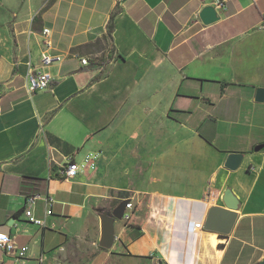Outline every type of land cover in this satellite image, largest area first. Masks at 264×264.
Returning a JSON list of instances; mask_svg holds the SVG:
<instances>
[{
  "label": "crops",
  "instance_id": "1",
  "mask_svg": "<svg viewBox=\"0 0 264 264\" xmlns=\"http://www.w3.org/2000/svg\"><path fill=\"white\" fill-rule=\"evenodd\" d=\"M207 5L218 19L204 24ZM42 28L60 62L41 63ZM28 64L50 74L47 89L27 91ZM259 87L264 0H0V231L28 247L19 264L260 261ZM89 152L97 153L95 169L56 177L66 158ZM230 153L243 155L236 170L224 166ZM23 176L46 179L32 206ZM226 188L239 199L232 230H204ZM43 198L52 202L49 215ZM125 198L132 216L111 220L114 240L104 248L100 216ZM27 212L44 224L29 222ZM0 264H11L1 249Z\"/></svg>",
  "mask_w": 264,
  "mask_h": 264
},
{
  "label": "built area",
  "instance_id": "2",
  "mask_svg": "<svg viewBox=\"0 0 264 264\" xmlns=\"http://www.w3.org/2000/svg\"><path fill=\"white\" fill-rule=\"evenodd\" d=\"M216 7L225 8L222 2H216ZM43 35V44L46 46L45 50L41 53V63L43 65H50L53 62H60L63 58L61 55H54L47 51L48 46H50L51 41L49 39L50 30L48 28H42L41 31ZM80 63L82 65H87L89 60L87 58H81ZM26 78V89L28 92L33 93L38 90L47 89L51 82V76L48 72L43 71L42 69L34 68L31 64H28L27 72L25 75ZM96 152H89L84 157L76 161L71 157L66 158L65 163L59 166V176L65 180L73 179L79 172H83L87 169L96 168ZM40 195H35L30 197L26 201V205L32 206L34 201L38 198H41ZM48 210L45 211L46 215L51 213L52 202L46 198H43ZM134 208L133 202L131 199H128V203L125 205V209L122 215V220L129 221L132 216V210ZM27 220L29 222L35 223L37 225H43V218H36L30 212H27ZM0 249L6 253L10 260L11 264H19L21 260H24L27 256L28 247L26 245L17 246L13 237L7 233L0 231Z\"/></svg>",
  "mask_w": 264,
  "mask_h": 264
},
{
  "label": "water",
  "instance_id": "3",
  "mask_svg": "<svg viewBox=\"0 0 264 264\" xmlns=\"http://www.w3.org/2000/svg\"><path fill=\"white\" fill-rule=\"evenodd\" d=\"M199 18L204 24H209L218 19L216 9L207 5L199 12ZM256 101H264V88H256ZM242 153H230L227 155L224 166L229 170H236L241 163ZM224 206L212 205L208 208L203 222L204 230L215 232L221 235H228L236 221L239 199L230 188H226L222 194ZM128 198L122 199L110 212L108 217L105 213L100 216V240L99 245L110 248L114 240V228L111 224L112 219L121 220ZM255 264H264V258Z\"/></svg>",
  "mask_w": 264,
  "mask_h": 264
},
{
  "label": "trees",
  "instance_id": "4",
  "mask_svg": "<svg viewBox=\"0 0 264 264\" xmlns=\"http://www.w3.org/2000/svg\"><path fill=\"white\" fill-rule=\"evenodd\" d=\"M115 14H116V11L115 10L112 11L110 16H109V19H108L107 32H106V35L108 37L111 36V33L113 31V19H114ZM13 62H14L13 69H15V62H16V58L15 57H13ZM103 63H104V65H106L108 63V60H105ZM91 65H93V67L95 68L96 66L99 67L102 64L99 65V64H97V62L96 63L92 62ZM51 177H53V176H51ZM56 177L63 179L59 175H57ZM45 185H46V179L37 178V177L23 176V178H22V187L21 188H22V193L25 196V200L27 201L30 197H33L35 195L46 194ZM23 211H24L23 208H21L15 213V215H19Z\"/></svg>",
  "mask_w": 264,
  "mask_h": 264
},
{
  "label": "rangeland",
  "instance_id": "5",
  "mask_svg": "<svg viewBox=\"0 0 264 264\" xmlns=\"http://www.w3.org/2000/svg\"><path fill=\"white\" fill-rule=\"evenodd\" d=\"M3 9V8H2ZM30 48H31V50H35V48H36V46H35V44L33 43V42H31V44H30ZM89 172H90V169L88 170Z\"/></svg>",
  "mask_w": 264,
  "mask_h": 264
}]
</instances>
